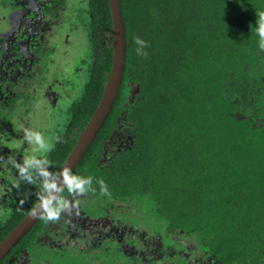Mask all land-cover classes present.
<instances>
[{
  "label": "trees",
  "instance_id": "trees-1",
  "mask_svg": "<svg viewBox=\"0 0 264 264\" xmlns=\"http://www.w3.org/2000/svg\"><path fill=\"white\" fill-rule=\"evenodd\" d=\"M121 5L126 66L117 100L74 172L94 178L96 191L85 194L103 196L102 179L123 212L147 203L161 222L155 237L166 259L186 251L219 264H264V51L255 33L264 0ZM88 11L99 53L70 110L71 133L47 156L51 171L60 170L89 123L112 68V41L101 43L113 40L110 1L89 0ZM137 37L147 42L146 56L136 54ZM36 179L0 223V242L38 201ZM44 222L18 248L29 247Z\"/></svg>",
  "mask_w": 264,
  "mask_h": 264
},
{
  "label": "flooded vegetation",
  "instance_id": "flooded-vegetation-1",
  "mask_svg": "<svg viewBox=\"0 0 264 264\" xmlns=\"http://www.w3.org/2000/svg\"><path fill=\"white\" fill-rule=\"evenodd\" d=\"M73 4H75V0H0V115L3 120L8 118L17 120L20 118L18 115H31L32 113L31 128L42 132L49 126V123L42 121L47 117L48 111L54 114V109L57 108L56 104L58 107L63 105L65 98L76 93L74 100L67 108L70 114L68 128L64 132L58 129L54 130L59 138L55 144L71 133L72 114L70 110L76 103L77 97L84 93L90 83L89 68L94 62V56L99 53L96 49L97 46L92 41L93 29L89 27L91 21L88 22L87 41L92 46L86 47L81 36H79L80 39L77 38L75 33L78 27L77 23L75 25L69 21L74 19V15L68 12ZM79 35L81 34L79 33ZM111 41L113 42L110 38H103L101 43L105 47L110 45ZM86 77L87 79H85ZM81 82L83 85L80 87ZM12 88L17 91H10ZM2 109H6L4 114ZM16 112L19 114L14 115ZM40 121L43 122L41 125H39ZM8 124L4 126L5 129L10 127ZM25 126L21 123L17 124L9 132L10 138L15 139V144L20 145L19 150L11 147L9 143H5L2 137L0 138V156L3 157V160L7 161L9 156L14 154L19 157L22 154L25 156L32 154L31 147L24 142L20 132ZM121 136L119 144H124L126 139L123 135ZM17 175L16 169L10 164L0 165V210L6 211L1 212L2 221L0 223L10 216L13 206L32 185L27 184L23 189V194L13 198L12 187ZM83 195L78 196L77 199H82ZM88 213L87 210L85 214L88 215ZM60 224L61 221L52 225L45 221L41 226V231L30 242L29 247L18 248L27 236L25 235L0 264H29V258L32 257L30 253L38 236L51 228H59ZM128 238L131 242L135 239ZM154 243L146 244L145 253L136 256L140 264H219L211 257L191 258L186 251L175 256L174 260L170 257L166 259L167 254L161 253L158 249L159 246H162L161 236L154 239ZM65 246L66 243L61 242L56 246V250H63ZM155 249L158 251L155 252Z\"/></svg>",
  "mask_w": 264,
  "mask_h": 264
},
{
  "label": "rangeland",
  "instance_id": "rangeland-1",
  "mask_svg": "<svg viewBox=\"0 0 264 264\" xmlns=\"http://www.w3.org/2000/svg\"><path fill=\"white\" fill-rule=\"evenodd\" d=\"M88 10L89 0H75V4L68 12L74 15V19L69 21L72 24L77 23L78 27L75 32L77 38L80 39L79 36H81L85 46L91 47L92 44L90 45L87 41L88 22L92 18ZM82 85L81 82L79 86ZM10 91L15 92L17 89L12 88ZM75 96L76 93H73L72 96L65 98L64 104L59 107L56 104L57 108L55 107L54 114L48 111L47 117L42 119L43 122L49 123V126L40 132L47 141L50 140L49 143L52 146L59 139L54 130L58 129L64 132L68 128L70 114L67 108ZM5 111L6 109H2L3 114ZM18 114L16 112L14 115ZM31 115H18L20 118L17 120L14 118L3 120L0 115V138L2 137L5 143H9L13 147L15 139L10 138L9 132L20 123L26 125L24 128H31L33 124ZM43 122L40 121L39 125ZM7 124L10 127L5 129L4 126ZM20 132L23 135V132ZM47 154L48 152L41 155L46 158ZM12 156L18 161H22L25 154H22L21 157L16 154ZM14 180L15 183L11 193L13 198L20 197L25 186L29 184L20 180L18 175ZM69 202L73 207L71 212L66 211L61 215L59 228H51V230H46L38 236L30 253L32 257L29 258V264H140L136 256L145 253L146 244L154 243V239L159 238V236L155 237V234L160 232L161 222L156 219L154 213L149 214L146 210L148 209L147 203L144 204L141 201V204L135 206L127 205L128 208L126 207V209H129V211L125 213L124 210L119 209L120 205H116L118 202L111 201L107 195L92 196L84 194L82 199L69 200ZM110 203H114L115 206ZM123 206L125 205L123 204ZM87 210L89 211L88 215L85 214ZM1 212L6 211L0 210V222L2 221ZM54 223L56 222H50L51 225ZM128 237L135 239L131 242ZM188 239L186 241L188 243L189 241L193 243L195 240L193 237ZM61 242L66 243L65 248L56 250V246Z\"/></svg>",
  "mask_w": 264,
  "mask_h": 264
},
{
  "label": "clouds",
  "instance_id": "clouds-1",
  "mask_svg": "<svg viewBox=\"0 0 264 264\" xmlns=\"http://www.w3.org/2000/svg\"><path fill=\"white\" fill-rule=\"evenodd\" d=\"M255 33L258 36V47L264 51V13L259 14L257 19ZM134 44L138 56H146L145 49L147 42L142 38H135ZM23 140L31 147V155L25 156L22 161L9 156L8 160H3L0 156V165L10 164L15 168L20 180L30 184L37 182L39 178V192L37 193L39 204L32 210V215L46 222H57L63 213L71 212L73 207L69 200L62 193L66 190L72 196H80L87 192H95L93 187L94 178L91 176L83 177L73 173L70 167L65 166L59 171H51L50 162L41 154H46L52 148V145L45 139L44 135L32 128H23ZM17 150L19 144L12 145ZM96 183L100 186L101 195L108 194V186L100 179Z\"/></svg>",
  "mask_w": 264,
  "mask_h": 264
},
{
  "label": "water",
  "instance_id": "water-1",
  "mask_svg": "<svg viewBox=\"0 0 264 264\" xmlns=\"http://www.w3.org/2000/svg\"><path fill=\"white\" fill-rule=\"evenodd\" d=\"M112 20H113V63L106 82V86L100 100V103L94 111L89 123L84 128L76 142L73 150L64 162L61 168L68 166L71 170L79 166L85 154L89 150L98 132L108 118L119 95L121 83L126 66L127 58V36L126 27L123 18L121 0H109ZM60 168V169H61ZM39 204V199L26 216L12 229V231L0 242V262L7 256L13 247H15L27 235L36 223L40 220L33 216L32 210Z\"/></svg>",
  "mask_w": 264,
  "mask_h": 264
}]
</instances>
